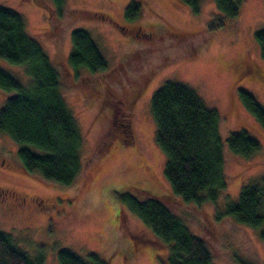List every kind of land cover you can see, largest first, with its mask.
<instances>
[{"label": "rangeland", "instance_id": "obj_1", "mask_svg": "<svg viewBox=\"0 0 264 264\" xmlns=\"http://www.w3.org/2000/svg\"><path fill=\"white\" fill-rule=\"evenodd\" d=\"M132 1L66 0L68 8L105 12L119 25L66 17L53 29L46 7L33 0H0V6L22 16L26 32L61 72L65 101L84 136L79 152L85 163V171L71 185L43 181L19 168L21 145L0 131V231L10 234L30 258L42 257L43 264H58L62 249L89 264H95L91 253L109 264H168L169 247L119 201L125 183L140 179L205 240L212 264H264L262 229L238 223L210 201L184 203L173 194L151 109L153 93L167 80L194 89L220 114L225 201H237L243 185L256 184L264 205V128L239 97L241 89L248 90L264 107V59L255 38L264 28V0H243L239 15L214 30L208 24L221 15L215 0H200L197 13L183 0H142L140 16L129 21L125 10ZM74 29L87 31L103 54L108 69L101 74L119 66L116 75L97 79L100 90L93 81L79 84L73 78L69 54ZM142 30L153 36L140 37ZM0 68L24 84L32 80L23 64L0 58ZM92 75L81 68L78 77ZM140 78L146 80L144 86L133 103L125 104V88L136 89ZM15 94L0 88V109ZM127 119L130 133L124 131ZM241 130L259 142V150L250 156L228 149V137ZM19 197L24 198L21 203Z\"/></svg>", "mask_w": 264, "mask_h": 264}, {"label": "trees", "instance_id": "obj_2", "mask_svg": "<svg viewBox=\"0 0 264 264\" xmlns=\"http://www.w3.org/2000/svg\"><path fill=\"white\" fill-rule=\"evenodd\" d=\"M33 1L47 8L53 29L60 28L61 21L66 17L108 21L119 25L105 12L68 8L66 0H51L52 4L47 0ZM183 1L195 13L199 11L200 0ZM215 2L221 15L210 21L208 30L220 28L227 21L235 19L243 4V0ZM142 4V0H133L125 10L126 19H137ZM120 27L122 31L125 28L123 25ZM139 36L151 38L153 34L142 30ZM255 38L264 59V28L256 31ZM71 40L69 63L76 71L73 78L76 77L79 84L85 79L93 81L94 89L100 90L95 84L97 79L115 74L119 66L101 74L108 69V65L90 34L83 29H74ZM0 58L25 65L27 74L32 77L29 84H24L0 68V88L16 92L0 109V131L6 132L21 145L17 152V165L43 181L73 184L85 171V163L79 152L84 136L65 101L61 72L40 42L26 32L22 16L2 6ZM123 61L121 64L126 62ZM81 68H87L93 74L92 78L78 77ZM124 72H127L126 69ZM73 78L72 81H76ZM142 80H137L139 86L136 89L125 88L122 96L125 104L135 101L140 87L146 81ZM108 89L105 95H108ZM239 97L264 128V107L248 90L241 89ZM151 109L157 124L156 140L166 156L164 175L173 194L184 203H215L223 214L231 216L238 223L260 228L264 233L263 191L259 185H243L237 201H225L228 183L224 172L218 110L208 107L197 92L185 83L172 80H167L155 90L151 98ZM129 123L127 119V129H124L126 133L131 132ZM227 145L231 153L243 156H250L260 148L259 142L246 130L233 132L227 139ZM36 149L42 152L37 153ZM119 201L137 214L169 247L168 264H212L205 240L194 235L185 221L171 210L166 200L147 184H143L142 180L134 179L129 184L126 182L119 193ZM88 257L95 264H109L96 253ZM0 264H43V258H30L15 246L10 234L0 231ZM58 264L89 263L70 249H62L58 252Z\"/></svg>", "mask_w": 264, "mask_h": 264}, {"label": "flooded vegetation", "instance_id": "obj_3", "mask_svg": "<svg viewBox=\"0 0 264 264\" xmlns=\"http://www.w3.org/2000/svg\"><path fill=\"white\" fill-rule=\"evenodd\" d=\"M3 163H5V161H3ZM19 198H21V200L18 201V203H21V201L24 200V198H23V197H19ZM23 202H24V201H23Z\"/></svg>", "mask_w": 264, "mask_h": 264}]
</instances>
